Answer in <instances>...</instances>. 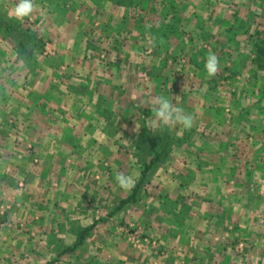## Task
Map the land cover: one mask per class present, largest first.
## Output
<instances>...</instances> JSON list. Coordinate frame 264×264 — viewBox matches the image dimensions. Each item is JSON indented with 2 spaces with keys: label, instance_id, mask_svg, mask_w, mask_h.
<instances>
[{
  "label": "crops",
  "instance_id": "obj_1",
  "mask_svg": "<svg viewBox=\"0 0 264 264\" xmlns=\"http://www.w3.org/2000/svg\"><path fill=\"white\" fill-rule=\"evenodd\" d=\"M42 1L33 13L51 16V51L28 66L10 42L13 65H0V203L14 198L1 216L0 264L35 263L23 254L29 244L39 258L58 247L75 255L50 253L51 264H264V65L254 60L258 46L264 52V0H164L174 11L144 13L164 25H129L130 16L114 25L106 0L95 7L107 25H76V14L58 16L70 0ZM233 10L248 14L246 25L226 23ZM158 97L179 103L193 126L155 122ZM249 119L254 132L232 128ZM144 163L154 172L140 201L117 208L132 188L115 176L135 180ZM123 223L157 243L135 249L117 230Z\"/></svg>",
  "mask_w": 264,
  "mask_h": 264
},
{
  "label": "rangeland",
  "instance_id": "obj_2",
  "mask_svg": "<svg viewBox=\"0 0 264 264\" xmlns=\"http://www.w3.org/2000/svg\"><path fill=\"white\" fill-rule=\"evenodd\" d=\"M13 1L15 2V0H12L11 4L8 2V0H3V2H0V10H2L4 12H6L7 14H9V9L14 4ZM36 1L37 0H34L35 6H36ZM155 1H157V0H151L152 5H150L151 4L150 0H134V2L138 4V5L135 6V8H128L126 6H120V7H118V11H117V8H114L115 7L114 2L111 1V0H106V6L107 7H105V10L107 11V15L105 16V18H108L110 16V20L114 19L115 20L114 25H128V21H127V17L128 16H130V18L134 17V21H135V24H134L131 21V19H130V24L129 25H161V23H163V25H164V23L166 24L165 19H164L163 22L158 20V22L155 23V20L149 21V19L147 20V22H145L146 19H145L144 13L147 12V11L152 13V12H154V10L155 11L159 10L161 12V14H162V13H165L167 10L168 11L169 10L174 11L176 6H169L166 9L164 0H160L157 4H155L156 6H158V8H156L155 6H153ZM212 1H214L215 3L221 5L220 2L218 3V1H220V0H212ZM229 1H231V2L232 1H236L237 4L239 2V0H229ZM42 2H45L46 4L50 5V1L49 0H43ZM95 4H96V0H70L68 2V7L69 8L68 7H66L67 9L66 8L62 9L61 8L60 12L58 13V16H59V18H61V20L65 19V22H66V17H73L76 14V17H77V18L75 17L77 19V24L76 25H107L106 22H105V19L103 17H101L102 13L98 14V12H100V11L98 9H96ZM144 7H145V9H144ZM235 8L236 7L234 6L233 9L235 10ZM234 10L232 12H230L229 19H227L226 23L229 24V25H246L248 14L245 15V14H243L242 11H240L239 14H235ZM251 12L252 11H250V15H251ZM71 13H72V15H71ZM40 16L41 17H38L36 15V17H35L34 13H32L30 17L25 18L21 22L25 26L31 27L40 36H42L43 40L44 39L46 40V38L48 36L47 35V30H46V28H47L46 25H49L48 21H49L51 16L48 13H43ZM97 17H101V19L95 21V18H97ZM259 19H262V15H256L255 18H254V22L252 24L253 25H257V21L261 23V21ZM171 24L172 25H176L175 23H172V22H171ZM1 35H3L2 31H0V36ZM45 40H44L43 46L39 49V51L42 50L44 53H48L49 51H51V48H49V45L45 43ZM10 42L11 41H9V39L5 40V38H4V41L0 40V52H5V54H3V57H4V55H6L4 57V59H5L4 61L0 58V65H10V66L13 65V63H11L13 58H12V56H10L11 55L10 53H12ZM12 49H13V46H12ZM227 119H229V118H227ZM253 119L252 120L249 119L246 123H244V125L238 124V123L233 124L232 128H236V131H239L240 133H241V131L243 129H247L248 131L254 132L255 127L257 125V122H256V120H253ZM250 136H252V137L249 138V136H248V139L252 140L254 138V136L253 135H250ZM133 169H134V171L130 172L131 174H133L136 171L139 172V175L135 178V181H137L139 179L140 175H141L140 173H141L142 169L140 171L137 168H133ZM10 171H9V173H10ZM153 172L154 171L152 169L149 172L150 174L149 173L147 174L149 180H150L151 174ZM144 186H145V184H144ZM144 186L142 187L141 192L143 191ZM12 197H13V195H12ZM12 197H9V198H11L9 201L7 200L5 202H2L1 204H3V203L4 204L5 203H11L13 205V207H14V204H13L14 198H12ZM140 199L138 201H140ZM133 203H136V202H133ZM15 205H16V203H15ZM11 210H13V209H11ZM8 212H12V211H8ZM0 220L3 221V219H0ZM5 225H3L2 227H5ZM0 227H1V225H0ZM19 227H20V225H19ZM117 230H118L120 236L122 238H125V240L128 241L131 244V246L134 247L135 249H138V248L140 249L142 247V244L146 243V242L147 243H151L152 245H155L157 243V241L155 239H152L150 236H148L147 234L144 233L145 232L144 228L141 225H139V224H134L133 225V223H125V224L123 223V224H120V225L117 226ZM135 231H137V232L134 235L140 234L141 245H139V243L135 241L138 236H136V238H134V240H133V237H132L133 235L132 234ZM63 236H67L68 237V241H69L68 243H71L76 235H73L72 233H70V234L63 235ZM144 237L147 238L146 241L142 240ZM24 239H26L27 241L28 240L31 241V238H24ZM43 241L46 242V239L42 238V242ZM150 241H153L154 244L152 242H150ZM237 243L235 245V249L237 247ZM27 244H29V243H27ZM30 245L31 244H29V246L28 245L25 246V248H27V249L24 250L23 254L27 253L30 258H31V255L34 258H36V260L32 259V261H35V263H33V264H47L48 261H45L44 257H48L49 258L50 253H51L52 257H55V258H58V259L60 257L64 258V257H69V256H71V257L75 256V255H71V254L69 255L68 253H65L67 251L62 250V247H58L57 249H54L52 251L51 250L42 251L43 255L42 254L40 255L42 258H39L38 257L39 255H37L38 251L29 250V249L32 248ZM33 251H35V252H33ZM90 258H91L92 261H94V259H95L94 257H92V255H91ZM15 262H16V260H15ZM24 264H31V259H29V258L25 259V263ZM55 264H67V263L64 262V261H63V263H62V261H58ZM88 264H93V263H88Z\"/></svg>",
  "mask_w": 264,
  "mask_h": 264
},
{
  "label": "trees",
  "instance_id": "obj_3",
  "mask_svg": "<svg viewBox=\"0 0 264 264\" xmlns=\"http://www.w3.org/2000/svg\"><path fill=\"white\" fill-rule=\"evenodd\" d=\"M118 6H131L134 0H111ZM0 31L13 43V51L26 65H34L37 52L43 46L44 40L35 30L29 26H25L21 21L10 18L9 14L0 10ZM262 66L264 65V52L261 46H258V54L254 59ZM160 157V155H159ZM157 156V158H159ZM156 160V159H155ZM154 161V160H153ZM152 170V163H144L141 170L139 179L135 182L130 193L122 199L117 208H121L127 203L137 202L141 196V190L144 184L149 180L148 173ZM150 174V173H149ZM92 225L82 229L79 232V238L68 246L67 250H74L82 242ZM48 261L47 264H51Z\"/></svg>",
  "mask_w": 264,
  "mask_h": 264
},
{
  "label": "clouds",
  "instance_id": "obj_4",
  "mask_svg": "<svg viewBox=\"0 0 264 264\" xmlns=\"http://www.w3.org/2000/svg\"><path fill=\"white\" fill-rule=\"evenodd\" d=\"M35 8L34 0H15L9 9V16L15 20L22 21L30 17ZM205 70L208 76H214L219 70V59L214 53H210L205 62ZM151 111L155 114V122L162 127L175 128L180 126L181 131L190 129L193 126L194 118L187 114L179 103H173L164 97L155 98L150 102ZM179 134V133H178ZM116 184L124 190L131 189L135 180L132 175L117 173Z\"/></svg>",
  "mask_w": 264,
  "mask_h": 264
},
{
  "label": "built area",
  "instance_id": "obj_5",
  "mask_svg": "<svg viewBox=\"0 0 264 264\" xmlns=\"http://www.w3.org/2000/svg\"><path fill=\"white\" fill-rule=\"evenodd\" d=\"M22 182H20V186H22ZM11 209H13V205L11 204V203H3V204H1L0 203V219H2L1 218V216H4L5 214H6V212H8V211H10ZM1 223H3V221L2 220H0V224ZM138 231V230H137ZM137 231H135L132 235V237H133V240H134V238H136V236H138L137 238H136V242H138L139 243V245H141V238H140V234H138V235H134ZM146 237H144L142 240L144 241H146ZM150 242H152L153 244H154V242L153 241H150ZM244 247H245V243H244V241H239L238 243H237V247H236V249H235V251L237 252V253H241L242 251H243V249H244Z\"/></svg>",
  "mask_w": 264,
  "mask_h": 264
}]
</instances>
